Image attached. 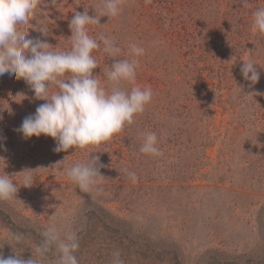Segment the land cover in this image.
I'll use <instances>...</instances> for the list:
<instances>
[{"label": "rangeland", "instance_id": "1", "mask_svg": "<svg viewBox=\"0 0 264 264\" xmlns=\"http://www.w3.org/2000/svg\"><path fill=\"white\" fill-rule=\"evenodd\" d=\"M45 4L49 13H36L29 38L40 37L36 26L49 16V36L41 39L65 49L74 12L87 8L93 16L102 0ZM261 6L264 0H123L118 17L90 26V35L115 39L120 59L131 58V43L145 49L134 85L153 90L134 123L99 146L57 153L51 137L23 138L16 129L44 101L22 79L0 76V174H17L12 179L20 183L18 173L30 169L34 177L16 198L0 201L4 257L15 255L11 233L25 234L17 250L28 259L39 233L55 225L76 234L80 264H111L116 251L124 264H264V34L252 25ZM199 45L213 57L212 48L219 49L224 59L199 62ZM93 55L106 85L112 58L101 50ZM248 59L260 73L255 85L240 71ZM254 91L260 94L246 95ZM144 132L157 133L162 156L139 152ZM90 155L105 165L99 194L81 192L63 172ZM125 169L136 173V183Z\"/></svg>", "mask_w": 264, "mask_h": 264}, {"label": "clouds", "instance_id": "2", "mask_svg": "<svg viewBox=\"0 0 264 264\" xmlns=\"http://www.w3.org/2000/svg\"><path fill=\"white\" fill-rule=\"evenodd\" d=\"M48 3L57 6L58 0H48ZM122 3L123 0H102V7L99 11L94 8L93 16L89 15L87 8L82 13L74 12L69 22L71 36L67 39L70 46L62 49L41 39L49 36L50 29L46 22L49 16L42 18L39 26H36L40 37L29 38L27 26L32 25L30 21L36 20L37 12H48L40 7L46 5L45 0H0V76L7 73L17 80L22 79L30 86L34 98L44 101L16 129L23 138L51 137L56 141L53 151L57 153L99 146L132 125L136 116L142 114L151 103L152 88L134 85L139 67L137 58L144 55L145 49L131 43L128 46L131 58L120 59L122 49L113 37L102 33L96 36L89 34L90 26H104L100 24L101 17H118L123 10ZM252 25L264 34V6L253 12ZM97 50L106 53L113 61L110 66L106 65V85L101 83L100 75L94 71L99 67L93 55ZM255 66L248 59L243 61L240 69L243 78L251 85L260 80ZM126 84L134 86L129 88ZM258 94L254 91L246 95ZM8 95L12 97V93ZM2 110L5 109L0 107ZM142 136L140 153L153 157L163 155L156 132H144ZM103 167L105 165L98 155H90L87 161L76 162L63 168V172L81 192L99 194L103 192L100 186L105 178L101 173ZM125 171L131 182L136 183V173ZM32 172L25 169L18 173L22 174L20 183L12 179L17 174H0V201L16 198L20 186L30 188L34 184ZM11 235L17 245V248H13L15 255L5 258L0 252V264H80V259L75 255L80 244L72 231H62L55 225L44 228L39 233L35 255L32 251L28 259L21 257L23 250H17L23 248L25 234L13 232ZM3 246L0 244V249ZM111 264H124L119 251L113 253Z\"/></svg>", "mask_w": 264, "mask_h": 264}, {"label": "trees", "instance_id": "3", "mask_svg": "<svg viewBox=\"0 0 264 264\" xmlns=\"http://www.w3.org/2000/svg\"><path fill=\"white\" fill-rule=\"evenodd\" d=\"M248 4H249V2H246V7H248L247 8V11L248 12H251V9H250V7L248 6ZM230 23L232 24V25H234V22L233 21H229V26L230 27H232L231 25H230ZM237 36L238 37H242V38H245V39H250V38H247L246 36H242V35H238V33H237ZM198 40H200L201 41V38L198 36ZM213 50H215L216 51V56L215 57H213L210 53H208L209 52V50H205L204 51V48L202 47V46H198V50H202L201 52H198V53H200L202 56H198L197 58H198V61L199 62H201V60L203 59V58H205L206 60H209V58H211V59H219V62H221L220 60L221 59H224V57H222V56H219V55H217L218 54V52H219V49H214V48H212ZM236 53V52H235ZM203 57V58H202ZM179 60H181V58H179ZM218 62V63H219ZM209 63V62H208ZM209 65V64H208ZM204 68H205V66H202V68H200L199 69V71H203L204 70ZM209 69H211L210 67L208 68V70ZM217 75H218V77L220 78L221 76H224V74H222L221 72H217ZM221 75V76H220ZM6 76V75H5ZM15 79V78H14ZM5 80V79H4ZM177 81L178 83H180V81L182 80L181 78H179V79H177V78H174L173 80H170L171 82H174V81ZM169 94V93H168ZM167 94V95H168ZM103 164V163H102ZM89 216L91 217V218H96L97 216H96V214H95V211L93 210V211H91V212H89Z\"/></svg>", "mask_w": 264, "mask_h": 264}]
</instances>
